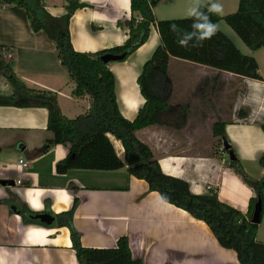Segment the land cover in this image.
<instances>
[{
  "label": "crops",
  "instance_id": "0c3cea01",
  "mask_svg": "<svg viewBox=\"0 0 264 264\" xmlns=\"http://www.w3.org/2000/svg\"><path fill=\"white\" fill-rule=\"evenodd\" d=\"M72 1L79 4L67 24L73 50L95 52L121 45L127 38L125 27H118L117 21L130 16L129 0L42 3L47 14L58 18ZM160 1L152 8L156 20L171 18L169 12L176 10L191 14L200 2L166 0L165 10L157 11ZM218 29L232 41L228 32ZM158 43L156 29L150 25L143 44L125 60L107 65L114 79L117 109L127 120H132L143 104L135 79ZM0 46L9 55L12 73L28 88L56 94L62 115L73 118L87 110L86 96H71L72 84L56 57L54 43L44 32H33L24 10L13 4L0 7ZM255 61L261 80L171 62L172 113H166L160 125L136 131L164 174L186 181L194 194L216 188L220 202L243 214L251 191L226 167L228 158L210 126L215 121L224 123V138L235 158L251 178L260 179L264 172L258 162L264 154L259 126L264 122V74ZM234 78L240 82L241 91L234 89ZM0 83V95H9L10 85L2 76ZM46 118L43 107L0 105V179L13 182L0 185V264H78L66 227L27 222V212L18 213L25 208L30 213L52 215L68 210L74 199L72 225L82 246L113 247L116 238L123 235L132 258L141 259L142 264H197L204 257L203 251L182 242L183 228L189 236L194 233L198 243H208L220 254L225 250L235 257L232 250L218 245L205 224H194L177 207L149 191L142 179L128 175L123 149L113 136L105 133L95 137L75 156L67 157V145L44 146L50 137ZM212 142L218 147H211ZM19 158L25 161V167L18 164ZM261 195L264 197V185ZM258 228L255 238L264 242L257 238ZM185 253L193 255L194 261L187 257L177 263Z\"/></svg>",
  "mask_w": 264,
  "mask_h": 264
},
{
  "label": "trees",
  "instance_id": "16d2710c",
  "mask_svg": "<svg viewBox=\"0 0 264 264\" xmlns=\"http://www.w3.org/2000/svg\"><path fill=\"white\" fill-rule=\"evenodd\" d=\"M210 1L203 0L188 17L156 20L152 8L158 0H129L130 16L126 20L117 21V26L125 27L127 31L124 42L95 52H78L70 44L67 24L70 13L79 4L72 1L67 12L55 18L46 13L42 0H0V7L13 4L22 8L30 29L33 32H44L54 43L56 57L72 84L71 96H86L88 108L73 118L62 115L55 93L28 88L12 73L9 57L1 46L0 76L10 85L11 92L7 96L0 95V105L45 108L46 130L50 137L45 140L44 146L67 145V157L75 156L93 138L110 134L120 142L128 175L142 179L147 189L155 191L162 201L184 210L192 218L204 223L220 247L235 253L238 264H264V242L255 238L259 221L250 222L253 204L257 198L260 200V217L264 213V197L261 195L264 175L260 179H253L244 171L224 138V123L215 121L210 129L213 136L219 137L222 150L225 153L231 152L233 156L232 160L226 161V167L251 191L244 214L220 202L216 188L194 194L190 192L186 181L164 174L149 147L136 136L137 130L160 125L163 116L173 111L169 104L171 80L168 67L171 62L191 63L219 72H229L240 78L261 80L256 61L251 55L241 53L217 29L210 37L201 38V29L194 25L204 23V16L214 25L223 20L249 51L264 48V0H237L235 11L223 16L209 11L207 4ZM150 25L155 27L159 43L150 57L142 63L135 79L139 94L144 100L143 104L135 117L127 120L117 109L114 79L107 66L112 61L105 62L102 57L117 55L122 56L119 61L125 60L145 42ZM259 126L264 136V122ZM258 162H264V154L260 155ZM75 206L74 199L68 210L52 214L53 222L50 225L31 219L30 216L34 213L25 208H20L18 213L22 215L27 212V222L45 227H66L78 264H142L141 259L132 258L127 238L123 235L116 238L113 247L82 246L78 232L72 225Z\"/></svg>",
  "mask_w": 264,
  "mask_h": 264
},
{
  "label": "rangeland",
  "instance_id": "374dc122",
  "mask_svg": "<svg viewBox=\"0 0 264 264\" xmlns=\"http://www.w3.org/2000/svg\"><path fill=\"white\" fill-rule=\"evenodd\" d=\"M199 4L203 3V0H199ZM166 0L160 1L157 7V11H163L165 10V4H166ZM197 4V5H199ZM213 4H219L221 6V12L217 13L219 16H223L226 15L228 13H231L233 11H235L236 6H237V0H214ZM212 3L210 1L209 4H207V7L210 9ZM162 13L160 12V15ZM169 15H171V18H184V17H188L190 14L188 11L186 10H176L173 12H169ZM164 17V16H162ZM165 19H170V18H165ZM216 29L219 30L218 28H221L222 30H225L226 32H228V36L232 39V41L234 42V45L238 48V50L246 55H251L254 59L257 60L258 64H259V69L261 70V72L264 74V48H259L255 51H249L248 48H246L242 42L239 40V38L235 35V33L223 22V20L218 21L216 24ZM227 35V34H226ZM189 69H194V67L192 68V66H189ZM2 83V82H1ZM0 83V85H2ZM234 89H237L239 91L242 90L241 88V84L240 82L234 78ZM234 95H235V91H234ZM235 119V118H234ZM214 142V141H213ZM211 143V147H218V143ZM259 228L257 231V238L259 240L264 241V213H262L261 217L259 218ZM182 232L184 233L183 236H185L182 240V242L184 244H191L192 247L197 248L200 252H202V255L204 257H209V255L213 254V256L209 257L210 259H208L207 257H200V262L197 264H228L224 259H223V254H220L218 252L217 249L213 248L211 245H209L208 243L206 244H200L197 242V239L194 237V233L192 234V236H189L188 231L187 230H183V228H181ZM205 250V251H204ZM212 252H211V251ZM208 252H210L211 254H209ZM188 253L182 254V256L180 257L179 261L177 263H181L185 260V258L189 257L192 261L193 260V255L192 256H188ZM182 264H188L185 261Z\"/></svg>",
  "mask_w": 264,
  "mask_h": 264
},
{
  "label": "water",
  "instance_id": "95a60500",
  "mask_svg": "<svg viewBox=\"0 0 264 264\" xmlns=\"http://www.w3.org/2000/svg\"><path fill=\"white\" fill-rule=\"evenodd\" d=\"M122 58V56H117V55H104L102 57L103 61H118ZM224 149H226L227 147L224 146ZM226 156L228 158V160H232L233 156L231 154V152H226ZM262 167L264 169V162L262 163ZM264 175V172H263ZM263 183H264V179H263ZM13 182L10 180H3L0 179V185H12ZM11 209L15 210L14 207H11ZM31 219L35 220L38 223H42V224H46V225H50L53 222V217L51 214L43 212V213H36L33 214L32 216H30ZM260 218V200L259 198H257V200L255 201V203L253 204V209H252V213H251V217H250V222L251 223H258Z\"/></svg>",
  "mask_w": 264,
  "mask_h": 264
},
{
  "label": "clouds",
  "instance_id": "9594fccd",
  "mask_svg": "<svg viewBox=\"0 0 264 264\" xmlns=\"http://www.w3.org/2000/svg\"><path fill=\"white\" fill-rule=\"evenodd\" d=\"M209 11L212 12H221V6L219 4H212ZM197 15H200L199 13H196ZM202 19L205 21L204 23H198L194 25V27L201 29V38L210 37L216 30V25L211 24L208 22V18L206 16L202 17Z\"/></svg>",
  "mask_w": 264,
  "mask_h": 264
},
{
  "label": "bare ground",
  "instance_id": "6f19581e",
  "mask_svg": "<svg viewBox=\"0 0 264 264\" xmlns=\"http://www.w3.org/2000/svg\"><path fill=\"white\" fill-rule=\"evenodd\" d=\"M180 211L183 212L184 215H186L194 224H197V225H204V223L202 222H198L199 220H196L194 218H192L187 212H185L184 210H181L180 208H178ZM222 254H223V259L228 263V264H236L237 260L236 258L228 255L226 253L225 250H221ZM234 256V255H233ZM238 263V262H237Z\"/></svg>",
  "mask_w": 264,
  "mask_h": 264
},
{
  "label": "built area",
  "instance_id": "2783aa9c",
  "mask_svg": "<svg viewBox=\"0 0 264 264\" xmlns=\"http://www.w3.org/2000/svg\"><path fill=\"white\" fill-rule=\"evenodd\" d=\"M8 56H9V55L7 54V57H8ZM18 164H20L21 167H25V166H26L25 161H23V159H21V158L18 159ZM17 183H18V181H17Z\"/></svg>",
  "mask_w": 264,
  "mask_h": 264
}]
</instances>
